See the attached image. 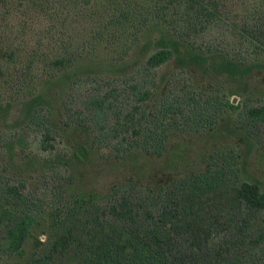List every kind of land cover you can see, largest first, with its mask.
<instances>
[{
  "label": "rangeland",
  "instance_id": "rangeland-1",
  "mask_svg": "<svg viewBox=\"0 0 264 264\" xmlns=\"http://www.w3.org/2000/svg\"><path fill=\"white\" fill-rule=\"evenodd\" d=\"M98 1L80 9L58 4L45 13L20 0L6 3L13 25L2 40L21 53L1 63L0 264H107L106 254L127 264L140 240L122 219L143 225L141 235L156 224L165 228L162 204L175 190L183 207L189 205L181 192L194 207L183 223L172 220L177 233L165 236L164 256L155 262L264 264V209L249 214L232 193L251 183L264 194V119L254 124L246 115L264 108V50L243 32L264 27V0H222V19L193 42L207 54L203 64L170 61L144 71L161 34L152 25L123 62L112 58L120 46L108 41L79 69L50 75V64L36 58L49 60L66 44L86 47L100 26ZM176 7L166 27L181 34L187 16ZM52 11L60 22L49 18ZM224 54L251 65L250 73L224 72ZM35 88L44 96L38 118L24 104ZM121 204L127 214L118 217L111 207ZM23 221L28 235L13 253L8 231Z\"/></svg>",
  "mask_w": 264,
  "mask_h": 264
},
{
  "label": "trees",
  "instance_id": "trees-1",
  "mask_svg": "<svg viewBox=\"0 0 264 264\" xmlns=\"http://www.w3.org/2000/svg\"><path fill=\"white\" fill-rule=\"evenodd\" d=\"M7 2L8 0H0V40H9L10 35H7L6 27L8 25H13V23L8 22L11 11L6 6ZM20 2L21 6L28 4L30 7L36 8L37 11L39 9L42 13H45V10H50L52 7V10H55L54 8L58 4L79 9L88 4L86 0H20ZM98 3L102 5L100 26L97 25V27L92 30L93 37L90 42L87 43L86 47L82 46L71 49L70 44H66L67 47L64 51L49 60H45V57L36 58L42 60L45 64H50L53 71L50 72V75L56 76L60 71H74L79 69L85 59L97 55L95 52L98 51V44L101 46L103 42L108 41L110 44L112 43V45L120 46L121 53L117 56V58L121 57L120 60L114 57L112 58L118 62H123L124 59L131 54L130 52L140 45V42H138L140 35H143L152 25L158 27L161 34L152 42V49L151 44L146 45L147 50L149 51L151 49V52L145 61L144 71L159 68L170 61H175L183 66L195 64L196 62L203 64L206 62L207 54L204 49L195 48L194 46L196 45L193 42L196 41V38L207 32L217 19H222L223 17L222 0H154L152 4H150L149 0H100ZM176 5L177 7H183L187 16V26L185 32L181 34L166 27L168 25L167 16L169 15V11L175 9L173 7ZM176 12L178 13L179 11L176 9ZM84 17L88 20H90V18L96 19V16L91 13H86ZM49 18L56 22L61 21L58 19V13L56 11H52V16ZM260 29L262 30L260 31ZM260 29L255 31V35H252V30L250 31L249 29H245L243 32L246 34L248 33V37L251 36L250 42L262 51L264 50V27ZM124 39H126L127 42H125ZM3 40L0 42V77L3 75L1 67L3 60H15L16 55L21 53L19 49L13 50ZM58 43H60V41H57V44ZM189 53H191L192 56ZM222 58H224L225 61L221 64V68L224 72L232 76L243 78L245 75H248L252 69L251 65L239 60V58H235L228 54H224ZM24 98L27 113L34 112V118H38L35 114L36 108L37 105L44 101V96L35 88L34 91L27 93ZM226 105L233 111L240 109L239 106L234 105L230 101H228ZM194 109L196 110V108ZM246 115L250 122L255 124L258 120L264 119V108H249ZM50 137V133H44L43 147L45 149L49 148ZM197 178L200 180L203 178V175ZM217 178H219V176H217ZM200 183L203 184L205 182ZM199 187L200 186H198V188ZM177 190L182 191V187H177ZM232 191L241 209H246L249 214L264 209V194H262L259 185L241 183L239 187L232 188ZM181 196L183 197L185 205L189 206L183 207L182 198H180L176 190L166 194L161 208V218L163 220L169 218L168 221L172 222V220L174 221V219H176L179 224L183 223L182 217H185L190 210L192 211L194 206L190 205L189 201L184 198L182 192ZM118 208H120L122 212H120ZM112 209L118 217L127 214L125 204L112 206L111 210ZM195 216L196 212L194 217ZM118 217H116V219L119 221ZM168 221H165V223L162 222L165 224V228H163L164 225L158 226L156 224L149 227V230H145V233L141 235L143 225L138 228H133L127 219H122L124 223L123 227L129 232L128 235L140 240L137 241L135 249L128 252L126 256L128 259L127 264H147L149 261H152L151 259H153L152 264H159L155 261L158 260L157 257L164 256V247L166 245L165 236L177 233V226L174 222H172V226H170L169 229L167 228L166 225L171 223ZM28 225V221H23L8 231L9 251L13 253L22 251V247L28 235ZM262 239L264 240V234ZM151 248L153 252L159 249L158 254L151 253ZM106 262L107 264H117L120 260L116 255L112 257L111 254H106Z\"/></svg>",
  "mask_w": 264,
  "mask_h": 264
}]
</instances>
